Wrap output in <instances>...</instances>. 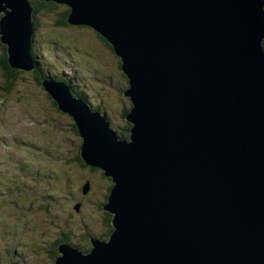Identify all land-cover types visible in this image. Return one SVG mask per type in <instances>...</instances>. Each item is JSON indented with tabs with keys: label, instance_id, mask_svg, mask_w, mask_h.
Returning <instances> with one entry per match:
<instances>
[{
	"label": "water",
	"instance_id": "95a60500",
	"mask_svg": "<svg viewBox=\"0 0 264 264\" xmlns=\"http://www.w3.org/2000/svg\"><path fill=\"white\" fill-rule=\"evenodd\" d=\"M39 1L113 45L131 101L120 139L65 82L42 81L113 181L109 238L88 254L60 243L56 264H264V0ZM33 8L0 0L18 70L34 68Z\"/></svg>",
	"mask_w": 264,
	"mask_h": 264
},
{
	"label": "rangeland",
	"instance_id": "374dc122",
	"mask_svg": "<svg viewBox=\"0 0 264 264\" xmlns=\"http://www.w3.org/2000/svg\"><path fill=\"white\" fill-rule=\"evenodd\" d=\"M57 20V12L52 17L41 11L35 15L39 41L36 51L44 74L74 86L75 92L89 105L103 110L111 118L113 129L123 135L120 114L125 111L123 105L126 103L129 109L131 102L125 95L127 82L116 55L93 28H59ZM58 43L66 48L59 50ZM2 48L0 45V56L4 55ZM12 69L16 70L12 92L0 89V176L5 184L2 205L6 201L0 207V216H12V226L3 229L12 234H1L0 230V252L12 246L11 254L15 255L14 247L19 246L25 252L19 256L21 263L5 259L6 264H43L53 255L47 251V241L56 240L58 230L66 234L67 240L62 243L67 246L74 243L86 247L87 238L106 237L100 206L105 203L103 191L108 180L88 164L74 160L79 156L77 147L82 139L74 128L77 125L73 117L59 109L29 70ZM44 74L41 80L50 81ZM3 77L0 67V81ZM15 142L26 146L15 147ZM87 185L89 190L83 192ZM12 203L17 206L12 207ZM45 203L48 207H40ZM78 203L81 207L76 209ZM23 229V234L16 231ZM42 237L45 240H40ZM34 247L38 255L32 252Z\"/></svg>",
	"mask_w": 264,
	"mask_h": 264
},
{
	"label": "trees",
	"instance_id": "16d2710c",
	"mask_svg": "<svg viewBox=\"0 0 264 264\" xmlns=\"http://www.w3.org/2000/svg\"><path fill=\"white\" fill-rule=\"evenodd\" d=\"M30 1H31L32 5L34 6V8H33V10H34V16L36 15V13L38 11H41L42 14H44L46 16H50V17L54 16V14H56V12H57V14H58V20L56 21V26H58L59 28H62V27L63 28H66V27H68L70 25L68 23V18H69L68 16L70 14V8L67 5H63V4H60V3H56V2H53V1H48V2H46V1H39V0H30ZM33 22H34L33 27L35 28V26H37V22L35 20ZM48 24H49V22L48 23H45V25H48ZM38 26H39V29H40L41 26L40 25H38ZM76 26H85V25H76ZM85 27H89V26H85ZM97 33L99 34V32H97ZM33 38H35L34 39L35 40V44L34 45H31V48L33 46L32 57L35 60L36 57L38 56V52L36 51V45H37L36 42H39V41H37V38H38L37 33L33 35ZM53 39H55V38H53ZM103 39L106 41V43L110 47L111 51L116 55L115 57H116V59H117V61L119 63L118 68L120 69V71H122V75L125 77L126 82H127V87L126 88H128L129 87V80H128L127 75L124 73V71L122 69V61H121V59L116 54L113 45L111 43H109L108 40L105 39L104 37H103ZM32 44H33V42H32ZM0 45H2L3 48H4V55L2 56V54H1V56H0V67L4 71V77L1 78V81H0V83H1L0 89L1 90H5L8 93H10V92H12L13 87H14V84H12V82L16 78V75L14 74L16 70H13L12 68L9 67L10 65L8 63V55L6 53L5 46L1 42H0ZM3 48L1 49L2 51H3ZM38 50H39V46H38ZM37 62L39 64H41V62L39 60ZM36 67H39V65H37ZM38 69H40V72H38ZM38 69H35L31 74L34 76V79L36 81L39 80V82L41 83L40 80H41V77H42V74H43V70L41 68H38ZM75 94L76 95L73 94L74 97L80 96L77 93H75ZM81 98L84 101L87 102V99L86 98L85 99L83 97H81ZM123 106H124V110L126 111V108H127L126 103ZM125 111H124V113L120 114L121 117H122V120L124 122L123 125H124V129H125L124 134L121 136L122 138H128L129 137V135H130V128H131V123L126 119V115L128 114V111H126V112ZM72 124H73V126L75 125V123H72ZM74 128H75L76 132L78 133V136L80 137V139H82V136L80 135L79 129L78 128L76 129L75 126H74ZM82 142H83V139H82ZM82 142L77 147V149H78V152L77 153H78L79 156L77 158H75L74 160H77V161L81 162L83 165H86L85 161L81 157V145H82ZM25 146H26L25 144H22V147L23 148H25ZM69 160H71V158L70 159H67V161H69ZM91 170L97 172L98 174L101 172L100 174L102 175V177L105 178V180H108L107 181L108 182V186H107V188L105 187V189L103 191V193L105 195L104 196L105 203H103V204L101 203V206H100V209H102V212H103V215H104V219H102V218H100V219H101V221L103 223V228H102V230L104 231L103 233H105V234H107V233L109 234L110 233L109 234V236H110L111 233L113 232V229H114V227L112 225V215H111L110 212H108L104 208V204L107 203L108 197H109V195L111 193L112 186H113V181H112V179L109 176L105 175V170H103V169H101L99 167H93V166H91ZM16 188L18 189V187H16ZM4 189H5V184L3 183V179H0V193H1L0 194V207H3L4 203L6 202V201H4V203L2 205V201H3V198H4V196H3V190ZM82 191L85 192V190H82ZM20 192H21V187H20ZM15 205L17 206L16 203L15 204L12 203V207L15 206ZM48 205L49 204H47V203L40 204V207H43V206L44 207H48ZM77 212H79V211H77ZM0 213H2V212H0ZM91 216L93 217L94 215L91 214ZM11 217H9V219L8 218L7 219H1V216H0V230H2L1 231V234H4V233H10V234H12V231H5V230H3V229H6V228L12 226ZM16 231L20 232L21 234H23L25 232L24 229L21 230V231H19V230H16ZM56 235H59V237H57V238L55 237L56 240H54V239H52L53 241L51 239L49 241L46 240L47 243L50 244L47 247V251L50 252V253H53V255L50 256V261L43 262V264H56V260L55 259H57L60 256L59 243H62L63 241H66L67 238H66V234L64 232H62L61 230L60 231L58 230L57 233H56ZM60 235H61V237H60ZM107 235H106V237L104 239H108L109 238V236H107ZM87 236H89V235H87ZM41 239L42 240H45L44 237L40 238V240ZM87 239H88V241L85 244L86 247H84V246L82 247L79 244H76L75 245L74 243H71V242L70 243L72 245H74L75 247H77L81 252L87 253L88 251L90 252V249L93 247L92 240L89 239V238H87ZM100 240H102V239H100ZM11 248H12V246L6 247L4 252H0V264H6L5 259H7L8 262L11 261V258H12V254H11V251L12 250H11ZM35 251H36V247H34V250L32 252L34 254H37Z\"/></svg>",
	"mask_w": 264,
	"mask_h": 264
},
{
	"label": "clouds",
	"instance_id": "9594fccd",
	"mask_svg": "<svg viewBox=\"0 0 264 264\" xmlns=\"http://www.w3.org/2000/svg\"><path fill=\"white\" fill-rule=\"evenodd\" d=\"M35 17V16H34ZM36 27V29H37V26H35ZM37 33V31H35V33L34 34H36ZM35 39V38H34ZM33 42V41H32ZM35 42V41H34ZM264 43V42H263ZM65 44V43H64ZM5 46V45H4ZM57 46H58V48H59V50H62V49H64V48H66L65 47V45H61L60 43H58L57 44ZM53 48V47H52ZM32 51L33 50H31V54H32ZM6 53H7V51H6ZM33 58V57H32ZM36 61H40L41 62V60H40V56H39V54H38V56L36 57V59H35ZM35 60H34V58H33V65H34V68L32 69L33 71L35 70V69H37V67L35 66V64H34V62H35ZM36 63V62H35ZM38 63V62H37ZM39 64V63H38ZM40 65V64H39ZM30 73H31V71H30ZM35 73V72H34ZM50 81H55V78H51L50 76H47V75H45ZM41 81V83H42V81L43 80H40ZM128 89V88H127ZM127 96V95H126ZM77 97V96H76ZM78 98V97H77ZM131 102V101H130ZM103 240V239H102ZM88 254V253H87Z\"/></svg>",
	"mask_w": 264,
	"mask_h": 264
},
{
	"label": "bare ground",
	"instance_id": "6f19581e",
	"mask_svg": "<svg viewBox=\"0 0 264 264\" xmlns=\"http://www.w3.org/2000/svg\"><path fill=\"white\" fill-rule=\"evenodd\" d=\"M108 201V200H107Z\"/></svg>",
	"mask_w": 264,
	"mask_h": 264
}]
</instances>
